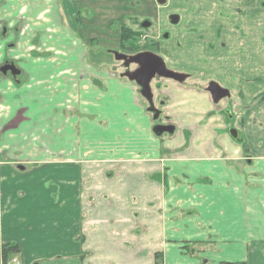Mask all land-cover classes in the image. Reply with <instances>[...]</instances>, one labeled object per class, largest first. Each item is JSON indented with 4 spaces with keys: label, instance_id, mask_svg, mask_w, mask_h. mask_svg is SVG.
I'll return each instance as SVG.
<instances>
[{
    "label": "crops",
    "instance_id": "crops-1",
    "mask_svg": "<svg viewBox=\"0 0 264 264\" xmlns=\"http://www.w3.org/2000/svg\"><path fill=\"white\" fill-rule=\"evenodd\" d=\"M73 1L0 0V68L20 72L0 74V264L8 245L22 264H264V0H234L243 28L212 55L171 52L240 103L231 119L165 83L167 141L139 88L89 60Z\"/></svg>",
    "mask_w": 264,
    "mask_h": 264
},
{
    "label": "rangeland",
    "instance_id": "rangeland-1",
    "mask_svg": "<svg viewBox=\"0 0 264 264\" xmlns=\"http://www.w3.org/2000/svg\"><path fill=\"white\" fill-rule=\"evenodd\" d=\"M233 1L166 0L164 5H160L157 0H74L73 4L76 2L75 7L78 11L77 37L86 47L89 60L93 64L110 69L117 76L135 84L139 88L140 96L146 109L154 120V134L158 138L167 141L170 136L164 134L166 133L164 131L161 133V130L163 129L162 127H165L170 122L163 114L164 109L160 101H164V99L160 92H164L163 85L171 80L156 78L152 81L150 89L153 95V105H150L147 98L142 95L141 87L136 82L126 78V75L134 73L137 67L135 65L130 67L124 65L117 56L122 55V57L126 58V55L152 50L158 56H161L170 68L171 52L176 49H186L193 46L197 50L204 48L212 55V52H216L217 48L225 47L223 35L227 34V32L233 35L235 30L243 28L241 22H239V16L236 24V15L240 11L236 9L234 13V9L231 10V7L238 9L240 7L237 3L235 5V1ZM248 2V7L254 9L256 5L253 6L251 4L252 0H248ZM263 4L260 5V10H262ZM252 8L248 10L251 14L254 12ZM173 17H176L178 21H173ZM143 23L150 25L146 27L145 24L144 27L140 28V24ZM253 23L251 22L252 26ZM259 24H262V22ZM195 25L199 27L195 29ZM122 26H128L134 31L141 33V37H138L137 42H135L138 48L127 50L124 47L125 45L121 41L120 28ZM233 26H236L235 30L231 29ZM188 29H193L196 33L206 31L207 34L205 37L201 34L188 37ZM236 33L238 32L236 31ZM179 34L182 35L179 37ZM188 41L190 42L187 43ZM231 52L230 54L233 56L235 52ZM212 64L223 66L224 63L216 59ZM210 81H217L222 87H227L224 80L222 81L221 78L215 77L195 78L187 81V85L207 89ZM159 99L162 100L159 101ZM238 103H240V97L232 93L230 98L223 100L219 104V107H224V110L229 109L233 117L234 111L238 108ZM206 123L207 120L203 124ZM232 125L234 127L235 122ZM180 132L179 129L175 140L181 139L179 136ZM211 137V133H205L199 138H202L204 142H210ZM241 140H244L243 135H241Z\"/></svg>",
    "mask_w": 264,
    "mask_h": 264
},
{
    "label": "water",
    "instance_id": "water-1",
    "mask_svg": "<svg viewBox=\"0 0 264 264\" xmlns=\"http://www.w3.org/2000/svg\"><path fill=\"white\" fill-rule=\"evenodd\" d=\"M157 1L160 5H164L166 3V0H157ZM149 25L150 24H147L146 27H148ZM130 62H134L138 64L141 68L139 70V72L141 73L139 74V72H136L133 74H127L126 78H128L130 81L136 82L141 87L142 95L145 98H147L150 105H153L150 85H151L152 80L156 76H159L164 79L178 81V82H183L185 80V77L168 70L164 61L160 57L152 53H144V54L137 55L131 58ZM9 72L14 78L20 74V72L16 70L14 65H11L10 67H6L0 70V73H2L4 76H7ZM141 74H142L141 77H143L144 75L146 77V78H143L144 81H140L138 78V76H140ZM209 92L211 93L212 100L215 104L220 103L223 99L229 96V92L227 90L221 89L216 84H212L210 86ZM162 131L172 133L174 129L173 127H167V128H163L161 130V133H163ZM230 134L235 140L238 139L236 132H230Z\"/></svg>",
    "mask_w": 264,
    "mask_h": 264
},
{
    "label": "flooded vegetation",
    "instance_id": "flooded-vegetation-1",
    "mask_svg": "<svg viewBox=\"0 0 264 264\" xmlns=\"http://www.w3.org/2000/svg\"><path fill=\"white\" fill-rule=\"evenodd\" d=\"M78 18V17H77ZM179 19H180V17H178ZM178 21V19L176 18V17H173V21ZM145 24L147 25L148 23H143V24H140V28L141 27H144L145 26ZM176 26V25H175ZM178 26V25H177ZM130 28V27H129ZM143 29V28H142ZM137 32H139V31H137ZM154 45H156V44H154ZM144 53H152V54H154V55H156V56H158L155 52H153L152 50L151 51H142V52H137V53H135L134 55H126V58H124V57H122V55H118L117 56V58L119 57L121 60L120 61H122L121 63H123L124 65H127L128 67H130L131 65L133 66V65H135L137 68H136V70L134 71V73H136V72H139V70L141 69L140 68V66L138 65V64H136V63H134V62H130L131 61V58H133V57H135V56H137V55H140V54H144ZM125 55H123V56H125ZM158 57H160L161 59H162V57L161 56H158ZM125 60V61H124ZM163 60V59H162ZM164 61V60H163ZM164 63L166 64V62L164 61ZM11 66V64H5L3 67H1L0 68V70L1 69H3V68H6V67H10ZM166 67H167V69L168 70H170V71H172V72H174V73H176V74H178V75H181V76H183V77H185V80L183 81V82H178V81H175L176 83H181V84H185V83H187V81H189V80H193V79H195V78H197V76H195V75H190V74H185V73H182V72H178V71H175V70H172L171 68H169L167 65H166ZM141 72H139V74H140ZM1 75H3L2 73H0ZM8 74H11L10 72L8 73ZM130 74H133V73H130ZM138 76V75H137ZM142 76V74L140 75V76H138V78H139V80L140 81H144V79L143 78H146L145 77V75L143 76V77H141ZM156 78H159V79H164V78H161V77H159V76H156L153 80H155ZM152 80V81H153ZM152 83V82H151ZM212 84H216V85H218L221 89H224V90H227L228 92H229V96L228 97H226L225 99H223V100H226V99H228V98H230L231 97V92L227 89V88H224V87H222L221 85H220V83L219 82H217V81H210V83H209V88H210V86L212 85ZM209 88H207V89H205L209 94H210V96H211V93L209 92ZM211 98H212V96H211ZM222 100V101H223ZM220 103H218V104H216V105H219ZM226 111V112H225ZM224 112L226 113V115H227V117H229L230 116V118L232 119V116H231V111L228 109V110H225ZM166 125H169L168 123L166 124Z\"/></svg>",
    "mask_w": 264,
    "mask_h": 264
},
{
    "label": "trees",
    "instance_id": "trees-1",
    "mask_svg": "<svg viewBox=\"0 0 264 264\" xmlns=\"http://www.w3.org/2000/svg\"><path fill=\"white\" fill-rule=\"evenodd\" d=\"M75 4H76V2H75ZM120 30H121V41L125 45L124 47L127 50H134L133 48H138L137 44L135 42H137L138 37L139 38L141 37V33L134 31L133 29L129 28L128 26H122L120 28ZM263 101H264V97L258 101V104L263 102ZM17 252H18V250L15 246L8 245V246L3 247L2 248V262H3V264H7L13 255H17ZM157 259L159 260L160 257L158 256ZM157 264H160V263L158 262ZM240 264H244V263H240Z\"/></svg>",
    "mask_w": 264,
    "mask_h": 264
},
{
    "label": "built area",
    "instance_id": "built-area-1",
    "mask_svg": "<svg viewBox=\"0 0 264 264\" xmlns=\"http://www.w3.org/2000/svg\"><path fill=\"white\" fill-rule=\"evenodd\" d=\"M11 264H21L17 259L13 260Z\"/></svg>",
    "mask_w": 264,
    "mask_h": 264
}]
</instances>
